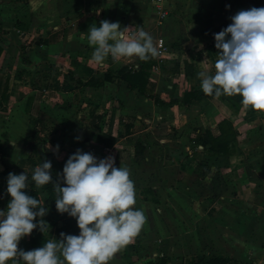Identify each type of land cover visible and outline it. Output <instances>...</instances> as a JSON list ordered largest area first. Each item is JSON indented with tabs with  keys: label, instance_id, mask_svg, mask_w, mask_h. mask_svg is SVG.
<instances>
[{
	"label": "crops",
	"instance_id": "crops-1",
	"mask_svg": "<svg viewBox=\"0 0 264 264\" xmlns=\"http://www.w3.org/2000/svg\"><path fill=\"white\" fill-rule=\"evenodd\" d=\"M248 1H251V7L264 5V0ZM239 6V0H166L163 7L167 15L160 18L155 14L161 25L159 37L164 48L160 53L158 49L155 57L145 60L150 65L149 94L170 102L173 99L181 101L183 94L192 89L201 92L199 73L205 68L215 71L218 50L213 47V34L217 32L213 28L226 24L229 11H238ZM115 9V0H0V31L8 37L2 40L0 75L6 64L18 60L17 66L23 71L20 74H26L29 83H19L8 87L7 91L0 87L1 127L6 125L2 111L7 105L15 108L12 113L17 121L12 131L14 140L7 142L8 145L0 142L5 154L4 157L0 155V189L6 187L9 172L22 171L27 173L31 187L32 172L38 165L29 150L32 144H37L39 153L45 160L51 161V171L55 173L62 170L67 156L77 148L98 158L111 154L117 166L129 168L136 188L135 207L143 208L147 219L133 241L118 250L107 264H209L214 258L227 257L232 260L227 264H264V248L261 245L257 247L260 241L258 234L248 237L255 228L250 212L242 209L213 211L212 205L205 210L197 209L203 205V199L195 194V175L202 166L199 165V158H195V150L186 145L188 138L196 137L199 130H189L187 125L191 120L202 123V118L218 116L215 124H203L204 128L215 129L216 123L222 119L233 123L228 114L245 122L249 119L252 123L258 122L256 135L264 134V119L259 117L260 111L264 110L244 104L236 111L225 100V105L212 109V101L221 97L202 98L192 101L189 106L178 103L157 107L137 90L128 89L123 81L114 79L100 88L78 84V79L85 81L97 73L115 72L122 67L134 69L144 61L136 58L113 60L109 57L102 66L91 61L92 46L88 43L86 31L94 25L93 21L97 23L99 12ZM184 15L191 21H182L180 17ZM168 17H171L169 23L162 26L161 21L165 22ZM177 28L186 33L182 35L183 39L166 44L167 38L162 36L164 29L167 32L171 30L174 38V33L179 32ZM199 29L205 33L200 32L199 36ZM159 37L154 40L156 47ZM18 46L24 47L25 57L31 65L22 64ZM67 80H72L70 89H66ZM28 120L37 121L35 130L40 140L32 141L29 131L25 130ZM52 123L60 128L59 131ZM236 129L235 153L216 156L228 160L230 164L245 159L247 150L243 149L242 142L250 140L251 145L254 143L253 136H250L252 130L246 135L242 133L247 127ZM99 135L113 137L114 144L103 147L96 139ZM137 142L144 146V151L136 160ZM39 143H42L41 149ZM57 144L59 149L55 151ZM253 145L250 153L254 156L247 160L252 169L244 170L249 181L255 180L250 177L253 170L264 176V152L260 156V143ZM195 147L202 150L200 146ZM254 161L260 163L258 167L253 166ZM60 182L63 183L62 180ZM40 188L45 193V204L49 209L44 216L48 220L46 222L60 224L49 201L53 194L46 185ZM222 216L235 221V227L226 228L234 235L229 245L235 255H222V244L214 237L218 236L223 241L226 239L222 236ZM212 219L220 221L213 224ZM49 229V236L59 239L54 228ZM42 237L40 235L39 239ZM36 247L39 245L30 249ZM247 249L251 251L245 253Z\"/></svg>",
	"mask_w": 264,
	"mask_h": 264
},
{
	"label": "clouds",
	"instance_id": "clouds-1",
	"mask_svg": "<svg viewBox=\"0 0 264 264\" xmlns=\"http://www.w3.org/2000/svg\"><path fill=\"white\" fill-rule=\"evenodd\" d=\"M229 19L213 34L218 50L215 71L205 68L199 73L201 88L217 97L239 94L243 104L264 110V5L240 9ZM86 32L92 46L90 59L98 66L109 57L148 60L158 54L152 34L143 27L134 30L102 19ZM58 149L57 144L54 150ZM31 179L37 188L53 184L55 208L75 218L78 234L61 232L59 239H47L39 247L18 248L20 239L33 229L49 231L43 218L49 209L43 193L33 196L26 190L25 171L9 172L5 192L10 199L0 209V264H107L146 222L144 209L135 207L136 188L129 168L117 166L111 154L98 158L77 148L67 156L56 180L50 160L40 162Z\"/></svg>",
	"mask_w": 264,
	"mask_h": 264
},
{
	"label": "rangeland",
	"instance_id": "rangeland-1",
	"mask_svg": "<svg viewBox=\"0 0 264 264\" xmlns=\"http://www.w3.org/2000/svg\"><path fill=\"white\" fill-rule=\"evenodd\" d=\"M183 1V0H182ZM254 1V0H253ZM240 2V6H239V10L240 9H247L249 7H251V1L248 0H239ZM115 4H116V9L114 11H104V12H99L97 17V23H95L93 21V24H98L99 26V22L102 19H108L109 21H119L121 26H133V29H137L139 27H143L145 28L147 31H149L154 40L157 39V37H159V27L161 26L158 22L159 20L157 19V17H155V13L152 11V7H151V1L150 0H115ZM238 10V9H237ZM236 11L232 10L229 11L227 17H226V24L224 23L223 25L220 24L217 25V27L213 30H215V32L221 30V28L227 26L228 23H230V16L233 15ZM186 15L180 17L183 20H188L191 21L188 17H185ZM89 18V17H87ZM90 19H92L90 17ZM171 19V17H170ZM169 17L167 19L161 21L162 26H165L169 23ZM225 22V21H224ZM168 28V27H167ZM179 30V32H175L174 33V38L171 35V30L169 32L163 31V35L164 37H166L167 39H165L166 44H170L174 42L175 39H177V41H180L181 39H183L182 35L186 34V33H182L180 28H177V31ZM202 30V29H201ZM182 31L184 32V28L182 27ZM207 31V30H206ZM165 32H167L165 34ZM181 32V33H180ZM194 32V31H193ZM200 32L205 33V31H198V35L200 36ZM211 45H209L208 47H210ZM215 48V46H213ZM13 60V59H11ZM20 61V60H19ZM18 60H13L11 61V64H6V66H4V72H2V74L0 75V87L3 86L5 88V90L7 91L8 87H13L15 85H19V83L23 84V85H28V76L26 74H24L22 76V74H20L21 72H23L22 70L19 69V67L17 66ZM25 72V71H24ZM21 75V76H20ZM72 80H67L66 83H68V87H66V89H70L69 86H71V82ZM2 88V87H1ZM3 88V89H4ZM1 94V91H0ZM2 96H4L5 91L2 92ZM212 109H214V107H221V105L223 106V104L225 105V101L224 99L221 97L220 99L217 100H213L212 101ZM229 106V105H228ZM15 108H12L11 105H7L4 109H3V122L6 124L4 128L1 127L0 124V137L1 140L0 142L2 143H6L9 141L14 140L12 138V131H13V126L16 124L17 125V121H16V115H14L12 113V110H14ZM225 111V109H223ZM260 111V110H259ZM1 114V111H0ZM228 114V113H227ZM241 115V114H240ZM228 116L230 118L233 119V123L234 126H236V128H240V129H246V131H244V133L242 134H246L248 131L251 132L250 130H252V134L250 133V136H253L254 138V143H260V147L262 148L260 149V156H263L262 153L264 152V134H260V135H256L257 131H258V122L257 123H252V119H249L250 121H246L245 120H241L239 119H235L234 116L229 115ZM242 116V115H241ZM259 117L261 119H264V112L260 111V115ZM242 118V117H241ZM218 119V116H214L212 119H203L202 118V123L197 121L194 122L193 120H191L190 123H188V128L189 130H196V129H203V124H215L216 120ZM54 125V127L56 128L57 131H59V127H57L56 124L52 123ZM217 124V123H216ZM246 127H244V125H246ZM20 126V125H19ZM25 130L29 131L30 136H32L34 141L35 139H41V137H39V135L36 134V126H38L37 121L35 120H28V123L25 124ZM249 126V127H248ZM17 128V127H16ZM252 128V129H251ZM21 130H23V128H20ZM248 132V133H249ZM7 133L6 135H2ZM2 135V136H1ZM247 135V134H246ZM5 136H8V138H6ZM196 137L193 138H188L187 140V146H191V150H195V158L198 157L199 158V165L202 166V168H200L198 171H196V175H195V180L196 183L194 184V191L195 194L200 197V199H203L202 201V206L200 208L197 209H208L209 206H213L214 210L213 211H220L226 209V211H238V210H243V211H247L250 212L251 216H253V222H254V226L255 228L252 230V233L248 234V237H255L258 234L257 239L260 240L256 241V243L258 244L257 247H259V245H261L264 248V176H260L259 171H252L250 177H254V181H249V179L247 178V176L245 175V168H251V164L249 160L251 157L253 158L254 154L250 153V147L254 146L253 144L251 145L250 140L247 143L242 142L243 149H246L247 153L246 155H244L245 159H242L241 161H237V162H233L232 164L229 163L228 160H222L219 157H207L204 155L203 150L200 149H196L193 141L195 140ZM253 138L251 140H253ZM45 139H48L47 137H45ZM27 140H25L24 142H26ZM42 143H39L38 145H40V149L43 147L41 146ZM8 145V144H7ZM23 145V144H22ZM43 154V153H42ZM49 157V155H48ZM48 160V159H47ZM242 162H244V165H242ZM254 167H258L257 165H259L260 163L256 164V162L254 161L253 163ZM238 167V168H237ZM243 167V168H242ZM258 181H261L260 183H258ZM194 183V182H193ZM5 188H1L0 189V209H3L7 206V202L10 199V197L8 195H6L5 193ZM34 190H36L37 194L39 195L40 193H43V195L45 194L42 188H37L36 185H34L33 187ZM30 194L31 193V187L30 184L28 183V188L26 189ZM221 197H223L224 199H221ZM45 198V195H44ZM218 201V202H217ZM48 207V205H47ZM48 214V212L46 213ZM224 216H222V236L224 235V237H226L225 241L218 239V236H214L217 241L220 240L219 242L222 244V255L225 254H231V253H235L234 251H232L233 249L230 247L229 243L230 241H233V233H230V230H227L226 228L229 227H235V221L233 220H229V219H224ZM248 219V218H247ZM220 221V219H218ZM218 220L216 219H212L211 221L213 222V224H218ZM200 221H203L202 219ZM210 221V220H209ZM217 226V225H216ZM51 228V227H49ZM50 230V229H49ZM225 230V231H224ZM49 231H45L43 233H41L40 231H38V229H33L32 232L28 235H25L24 237H22L18 243V248H23L24 250H29L32 247L31 241L32 238H39L40 235H42V238L45 239H51V236H49L48 234ZM247 232H250L247 231ZM226 233V234H224ZM260 233V234H259ZM39 235V236H38ZM254 243V242H252ZM259 249H257L258 251ZM248 251H251V249H247L245 250V253H248ZM260 251V250H259ZM235 255V254H234ZM226 257V256H225ZM240 257V255H239ZM197 258V257H196ZM250 258V257H249ZM236 262H242L239 260H236ZM234 262V261H233ZM10 263V262H9ZM20 264H23V262L21 261Z\"/></svg>",
	"mask_w": 264,
	"mask_h": 264
},
{
	"label": "trees",
	"instance_id": "trees-1",
	"mask_svg": "<svg viewBox=\"0 0 264 264\" xmlns=\"http://www.w3.org/2000/svg\"><path fill=\"white\" fill-rule=\"evenodd\" d=\"M4 39H8V37L4 32L0 31V57L3 52L2 40ZM18 49L20 52L22 64L31 65V62L28 60V58L25 57L26 52H24L25 50L24 47L18 46ZM149 70H150V65L147 64L146 61L144 60L134 69L128 67H122L117 69L115 72L106 71L102 73H97L95 75L90 76L85 81L80 79L76 81L78 84L82 86L93 87V88H100L104 86L105 83H110L114 79L118 81H123L127 83L128 89L137 90L143 97L152 100L154 105L157 107H170L178 103H182L184 106H189L192 103V101L200 100L202 98L212 99L214 97H217L214 95H207L203 92V90H201L200 92L198 90L192 89L183 94V99L181 101L177 99H173L170 102H165L159 96H154L152 94H149L147 89ZM218 97H222L225 101L229 103L230 107L236 111H238L244 105L241 102V97L239 96V94H232V95L221 94ZM97 119L100 120V118ZM237 138H238V131L233 126L232 122L228 119H222L216 124L215 129H211V128L199 129L196 134V138L194 142H195V146L202 147L203 153L207 157H216L218 155L229 156L235 153ZM96 139L103 147H111L115 142V139L108 135H99ZM29 150L36 158L37 164L45 160L44 157L39 153L37 149V144L30 145ZM143 151H144V146L141 143L137 142L135 144L134 158L136 160L139 159L143 155ZM0 155L1 157L5 156L1 145H0ZM51 172L53 179L56 180L57 173L53 171ZM34 185L35 183L33 181L31 185V189H32L31 193L33 196H38L36 190L33 189ZM46 187L53 194V196L49 198V201L51 203L52 211L60 221V224L51 221L49 223V227L54 228V232L58 238L61 232H64L66 234H78L79 229L76 225L75 218L68 216L66 213L62 214L57 212L54 201L57 193L54 190L53 184L51 183L46 184ZM46 240L47 239L44 238L43 239L32 238L31 244L32 246L35 245L41 246V244ZM230 262H232V260L229 257L217 258V259L214 258L209 262V264H227Z\"/></svg>",
	"mask_w": 264,
	"mask_h": 264
},
{
	"label": "built area",
	"instance_id": "built-area-1",
	"mask_svg": "<svg viewBox=\"0 0 264 264\" xmlns=\"http://www.w3.org/2000/svg\"><path fill=\"white\" fill-rule=\"evenodd\" d=\"M151 7L155 14H157L160 18H164L167 15V11L164 9L163 4L166 0H150ZM157 47L160 50L164 48L163 40L161 37L157 40Z\"/></svg>",
	"mask_w": 264,
	"mask_h": 264
}]
</instances>
